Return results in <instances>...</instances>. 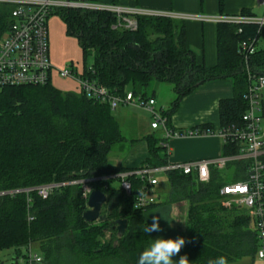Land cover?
<instances>
[{"label": "trees", "instance_id": "trees-1", "mask_svg": "<svg viewBox=\"0 0 264 264\" xmlns=\"http://www.w3.org/2000/svg\"><path fill=\"white\" fill-rule=\"evenodd\" d=\"M14 8L0 3V40L13 23ZM54 13L61 14L69 34L78 39L84 56L81 75L111 93L124 96L132 91L156 98L155 92L148 93L153 81L172 83L176 97L162 113L173 129L170 117L186 95L201 84L225 78L233 80L234 97L219 102V129L242 125L248 109L246 94L264 76V46H260L264 26L219 21L218 62L208 66L198 63L187 46L185 19L132 15L138 27L130 30L119 26V18L112 12L61 8ZM242 41H253L256 46L248 58L240 51ZM89 56L93 63L87 66ZM192 129L199 134L215 131L212 125ZM143 140L149 157L137 168H126L115 164L113 157L128 152L138 140L124 136L110 103L80 91H63L53 83L0 90V249L35 248L42 257L37 264H137L148 242L141 212L175 198L189 204L183 255L191 264H208L221 256L228 264L246 257L254 264L259 238L251 228L248 209L223 205L228 196L220 194L225 184L247 179L250 160L231 162L225 169L212 167L208 181L195 174L168 171L169 200L156 199L146 207H136L137 195L147 182L130 175L127 179L132 190L128 194L114 186L115 181H121L118 175L169 163L163 134L152 132ZM240 147L237 141H224L222 155L236 154ZM90 178L94 179L90 182L93 189L107 196L108 205L102 210L106 219L99 223L84 219L87 199L82 185L69 183ZM50 183L62 185L47 198L26 191ZM118 219L128 220L121 236L115 227Z\"/></svg>", "mask_w": 264, "mask_h": 264}, {"label": "built area", "instance_id": "built-area-1", "mask_svg": "<svg viewBox=\"0 0 264 264\" xmlns=\"http://www.w3.org/2000/svg\"><path fill=\"white\" fill-rule=\"evenodd\" d=\"M262 2L264 3V0ZM0 3L15 6L12 11L13 23L6 36L0 40V90L6 87L24 85L44 86L52 83L53 75L57 74L60 78L73 79L80 92L89 98L110 103L113 110L121 104L142 107L147 110L153 118L152 128L162 131L165 140H167V146L170 139L200 135L198 130L194 129L179 130L171 128L168 125L167 118L162 113V109L157 107V101L154 97L135 95L132 91L127 92L124 96L115 95L95 80L78 73L73 65L63 69L53 66L50 58L48 19L56 10L61 8H84L115 13L119 18V26L136 30L138 23L132 15L168 16L197 20H209L210 18L203 15H183L87 0H0ZM215 20L239 24L253 23L259 27L264 26V15H225L219 16ZM239 31L241 32L242 29H239ZM240 51L248 58L255 53L256 46L253 41H242ZM263 88L264 76H261L246 94L248 109L242 116V125L233 124L217 130V134L224 141L231 140L241 143L238 153L183 163L169 162L159 167H143L119 174L118 177L121 178L120 186L128 194L132 190V184L127 179L130 175L135 174L147 182V185L137 195L135 206L143 208L156 201L152 187L157 186L162 176H165L168 171L179 170L184 174H195L201 181H208L212 167L225 169L231 162L250 160L248 178L244 181L225 184L221 188L220 194L228 196L223 201V205H243L249 210L259 238L257 258L264 261V133L261 126V90ZM107 178L104 177V179ZM92 181L94 179L90 178L74 180L69 183L81 184L83 195L88 200L90 193L94 190L90 184ZM61 185L55 183L43 184L26 191H36L42 198H47L55 188ZM88 189H91V192L86 191ZM41 261L42 257L37 253H33V250L29 247L28 264H37Z\"/></svg>", "mask_w": 264, "mask_h": 264}, {"label": "crops", "instance_id": "crops-1", "mask_svg": "<svg viewBox=\"0 0 264 264\" xmlns=\"http://www.w3.org/2000/svg\"><path fill=\"white\" fill-rule=\"evenodd\" d=\"M95 2L115 3L124 7L147 8L183 15H203L210 18L209 20L185 19L187 46L194 53L198 63H205L208 66H214L218 62V21L215 19L219 16L236 15L241 12L251 13L256 16L264 15V3L262 0H95ZM55 14L60 16L64 27H60L57 21H54V27H52L54 32L53 44L57 34L59 36H61V33H63L64 36L65 34H69L67 24L61 14ZM73 37L76 38L75 36ZM262 40L260 43L264 42V40ZM261 45L264 46V44H260V46ZM71 63L73 65L75 64L73 61H71ZM75 68L78 71L76 65ZM59 79L60 77L54 74L52 83L55 85L56 81ZM66 91L79 90L75 83L74 88ZM232 97H234L233 80L225 78L201 84L182 99L178 108L170 117V123L173 127L179 130H186L212 125L215 132L212 134H200L170 139L168 142L169 162L183 163L199 159L215 158L223 154L224 140L217 134V130H219L221 124L219 102L221 99ZM261 99V114L262 118H264V88L261 90ZM159 108L163 109L161 105ZM262 128L264 133V126ZM143 138L144 136L136 138L138 143L128 151L130 155L126 159L121 161L119 155L116 154L113 158L114 163L126 168L139 167L143 161L149 157L148 146ZM160 184L161 181L159 185ZM179 204L180 205L174 204L175 209H186L188 214V202L181 201ZM251 228L256 231L253 223H251ZM246 258V264L253 263L252 258Z\"/></svg>", "mask_w": 264, "mask_h": 264}, {"label": "rangeland", "instance_id": "rangeland-1", "mask_svg": "<svg viewBox=\"0 0 264 264\" xmlns=\"http://www.w3.org/2000/svg\"><path fill=\"white\" fill-rule=\"evenodd\" d=\"M58 19H60V16L55 13H53L48 19L49 35L51 41V63L56 68L63 69L68 65H73L71 63V61H73V63H75L74 65L78 67V73H81L83 70L84 56L81 52V47L79 46L77 39L73 36H70L69 34H65L64 36V34L61 33V36L57 34V37H55L54 40V44L52 43L54 33L52 27H54V21H57L60 27H64L61 19ZM261 44H264V42H262ZM92 63L93 56H89L87 58L86 64L87 66H89L92 65ZM55 85L63 91L70 90L71 88L75 87V83L71 78H60L56 81ZM154 92L158 101L157 107L159 108V106L161 105L163 109L167 110L168 108H170L172 104L171 102L176 97L174 85L170 82L153 81L148 88V93L153 94ZM114 114L120 122L122 133L129 141L132 139L146 136L147 134H150L152 132H159L163 134L160 129H153L151 127V122L153 120L152 115L142 107L121 104L114 110ZM263 120L264 118H262V127L264 126ZM127 148L128 145L125 146V150ZM129 155L130 154H128V152L126 151L121 152V154L119 155V157L121 158L120 160L122 161L123 159H126ZM231 175L232 172L229 174L228 180H231ZM166 183L167 181L165 176H162L161 184L152 187V192L155 198L163 203L168 201L170 197V194L167 191ZM120 185V181L117 180L114 182V186L118 187ZM179 203L180 202L173 198V202L169 204L165 203L160 206H156L141 212V217L144 220L145 225L151 223L153 216L160 217V227L162 231L154 232L151 235H147V246L150 245L153 239L157 237H183L186 229L187 211L186 209L181 208L175 209L174 204L180 205ZM96 223H99V221ZM130 225L131 227L132 225H134V222L132 220H130ZM109 238L110 232L107 233L105 241H107ZM32 250L33 253L38 254V251L35 248H32ZM183 253L184 247L182 248L180 254L174 257V260L178 261L179 257L182 256ZM245 259L247 258L239 259L231 264H246ZM16 261H18V264H28V249L26 247H22L19 251L13 247L0 249V264H15ZM111 264L122 263L119 261H113ZM254 264H264V261L256 259Z\"/></svg>", "mask_w": 264, "mask_h": 264}, {"label": "clouds", "instance_id": "clouds-1", "mask_svg": "<svg viewBox=\"0 0 264 264\" xmlns=\"http://www.w3.org/2000/svg\"><path fill=\"white\" fill-rule=\"evenodd\" d=\"M86 191L91 192V189ZM142 231L148 235L162 231L160 217L153 216L151 223L146 224ZM185 244L186 240L184 237H157L139 254L137 264H191L187 255L180 256L178 261L174 260V257L180 254ZM208 264H228V262L225 257L221 256L216 260H210Z\"/></svg>", "mask_w": 264, "mask_h": 264}, {"label": "water", "instance_id": "water-1", "mask_svg": "<svg viewBox=\"0 0 264 264\" xmlns=\"http://www.w3.org/2000/svg\"><path fill=\"white\" fill-rule=\"evenodd\" d=\"M105 205H108L106 194L98 189L93 190L87 200V209L83 214L84 219L90 223L105 220L106 215L102 213ZM127 226V219H118L115 221V227L119 236L124 234ZM15 264H18V261Z\"/></svg>", "mask_w": 264, "mask_h": 264}]
</instances>
